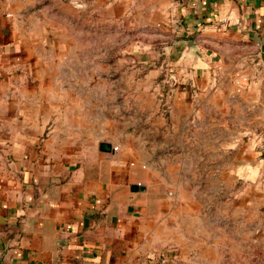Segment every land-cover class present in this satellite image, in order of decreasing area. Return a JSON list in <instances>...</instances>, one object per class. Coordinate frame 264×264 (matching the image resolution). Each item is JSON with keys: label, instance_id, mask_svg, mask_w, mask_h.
I'll return each mask as SVG.
<instances>
[{"label": "crops", "instance_id": "0c3cea01", "mask_svg": "<svg viewBox=\"0 0 264 264\" xmlns=\"http://www.w3.org/2000/svg\"><path fill=\"white\" fill-rule=\"evenodd\" d=\"M261 134L264 0H0V264H183Z\"/></svg>", "mask_w": 264, "mask_h": 264}, {"label": "rangeland", "instance_id": "374dc122", "mask_svg": "<svg viewBox=\"0 0 264 264\" xmlns=\"http://www.w3.org/2000/svg\"><path fill=\"white\" fill-rule=\"evenodd\" d=\"M249 163L243 177L238 169L211 170L217 179L203 183L195 201L187 193L184 207L195 214L185 213L191 225L183 264H264V150Z\"/></svg>", "mask_w": 264, "mask_h": 264}, {"label": "water", "instance_id": "95a60500", "mask_svg": "<svg viewBox=\"0 0 264 264\" xmlns=\"http://www.w3.org/2000/svg\"><path fill=\"white\" fill-rule=\"evenodd\" d=\"M101 148H102V150H104V151H109L110 146H109L108 144H106V143H102V144H101ZM133 188L136 190V189L139 188V187H138V186H134Z\"/></svg>", "mask_w": 264, "mask_h": 264}, {"label": "built area", "instance_id": "2783aa9c", "mask_svg": "<svg viewBox=\"0 0 264 264\" xmlns=\"http://www.w3.org/2000/svg\"><path fill=\"white\" fill-rule=\"evenodd\" d=\"M168 90V92H171L172 91V89L171 88H169V89H167ZM115 149H117V147H115Z\"/></svg>", "mask_w": 264, "mask_h": 264}]
</instances>
